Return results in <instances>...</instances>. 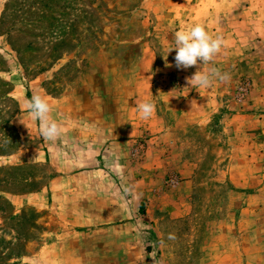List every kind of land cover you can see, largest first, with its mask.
I'll return each instance as SVG.
<instances>
[{"label": "rangeland", "instance_id": "1", "mask_svg": "<svg viewBox=\"0 0 264 264\" xmlns=\"http://www.w3.org/2000/svg\"><path fill=\"white\" fill-rule=\"evenodd\" d=\"M242 8L0 0V264H264V21H237ZM197 24L223 40L203 70L228 82L185 85L175 50L166 67L178 27ZM33 95L63 129L54 142L26 112Z\"/></svg>", "mask_w": 264, "mask_h": 264}, {"label": "clouds", "instance_id": "2", "mask_svg": "<svg viewBox=\"0 0 264 264\" xmlns=\"http://www.w3.org/2000/svg\"><path fill=\"white\" fill-rule=\"evenodd\" d=\"M222 45L221 37L212 38L204 26L197 24L187 31L176 32L172 46L165 48L161 55L166 61V67H170L172 65L167 64V56L175 50L173 59L177 70H187L200 64V70L193 74L188 83L197 88H208L214 79L220 83L230 80L228 73L221 72L215 67L209 71L203 70V66L210 63L213 57L221 51ZM154 111L155 104L152 101H144L137 105V112L141 119H150ZM26 112L32 120L38 123L39 133L43 140L54 142L61 137L63 129L51 118L52 107L44 97L33 95L26 101ZM129 191V188H125V192ZM174 238V235L169 234L168 239Z\"/></svg>", "mask_w": 264, "mask_h": 264}, {"label": "crops", "instance_id": "3", "mask_svg": "<svg viewBox=\"0 0 264 264\" xmlns=\"http://www.w3.org/2000/svg\"><path fill=\"white\" fill-rule=\"evenodd\" d=\"M241 2V3H240ZM221 3L223 5H231V6H242V14L239 17V19L237 21L239 22H253L256 23L257 21H264V17H262V14H260L259 12H257V10L255 9L256 7L262 6L264 7V0H250V1H245V0H221ZM256 11V12H255ZM206 26V24H205ZM184 27V26H183ZM178 31H185V28H182L181 26L178 27ZM211 29H209V27L207 26L205 29L207 31V33L209 34V36L212 37L213 34V28L210 26ZM177 31V32H178ZM212 32V33H211ZM259 36L260 33H258ZM228 37V34L225 36ZM213 38V37H212ZM176 68V67H175ZM177 70V69H175ZM180 71L178 75H184V84L191 86L188 83V80L192 77V75H189L188 77L185 76L187 74V72H183L182 70H177ZM195 97L193 98H189L188 101L193 102ZM152 117H154L152 115ZM151 117V122L150 124L147 126V129L150 130L149 135H147L149 138L146 140V143L148 144L149 148L151 149H157L160 150L162 149V147L165 145L166 143V134L163 133L164 129L158 127V125L156 124V121L154 118ZM206 119V112L201 114L198 118L196 117L198 122H202L203 119ZM155 121V122H154ZM132 128H134V126H132ZM142 132V131H141ZM168 138V137H167ZM194 166H196V164H194L193 162H183L181 163L176 172L179 178L185 179L182 182H180L179 184H182L184 186H191V178L193 176L194 173ZM165 172L167 170V168L164 169Z\"/></svg>", "mask_w": 264, "mask_h": 264}, {"label": "trees", "instance_id": "4", "mask_svg": "<svg viewBox=\"0 0 264 264\" xmlns=\"http://www.w3.org/2000/svg\"><path fill=\"white\" fill-rule=\"evenodd\" d=\"M142 209V208H141Z\"/></svg>", "mask_w": 264, "mask_h": 264}]
</instances>
